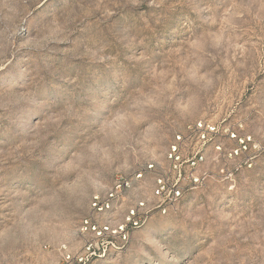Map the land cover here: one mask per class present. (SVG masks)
Returning a JSON list of instances; mask_svg holds the SVG:
<instances>
[{
    "label": "rangeland",
    "instance_id": "obj_1",
    "mask_svg": "<svg viewBox=\"0 0 264 264\" xmlns=\"http://www.w3.org/2000/svg\"><path fill=\"white\" fill-rule=\"evenodd\" d=\"M82 252L264 264V0H0V264Z\"/></svg>",
    "mask_w": 264,
    "mask_h": 264
},
{
    "label": "built area",
    "instance_id": "obj_2",
    "mask_svg": "<svg viewBox=\"0 0 264 264\" xmlns=\"http://www.w3.org/2000/svg\"><path fill=\"white\" fill-rule=\"evenodd\" d=\"M104 230H108V228H104ZM87 249L90 250V246ZM65 259L68 264H87L88 262L87 255L84 252L79 254H72V255L66 254Z\"/></svg>",
    "mask_w": 264,
    "mask_h": 264
}]
</instances>
